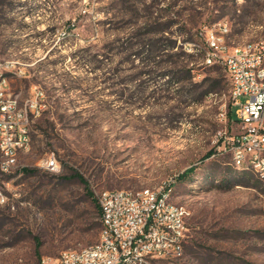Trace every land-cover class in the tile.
<instances>
[{
    "label": "rangeland",
    "instance_id": "obj_1",
    "mask_svg": "<svg viewBox=\"0 0 264 264\" xmlns=\"http://www.w3.org/2000/svg\"><path fill=\"white\" fill-rule=\"evenodd\" d=\"M226 22L231 47L264 40V0H0L12 91L22 106L42 94L29 151L0 175V264L98 241L101 219L75 172L96 200L170 184L188 241L179 260L152 264H264V183L243 179L217 142L238 132L237 107L224 67L195 53Z\"/></svg>",
    "mask_w": 264,
    "mask_h": 264
},
{
    "label": "built area",
    "instance_id": "obj_2",
    "mask_svg": "<svg viewBox=\"0 0 264 264\" xmlns=\"http://www.w3.org/2000/svg\"><path fill=\"white\" fill-rule=\"evenodd\" d=\"M226 22L224 30L207 29L204 42L207 55L204 63H221L229 80L235 84V123L238 132L220 134L217 142L228 153L235 165L258 160L264 171V42L249 46V51H230L221 42L220 33L230 32ZM9 67L0 63V153L11 157L17 146L27 147L24 130H29L33 116L41 114L42 94L35 92L28 98V106H20V98L11 88L7 76ZM246 97L244 102L241 98ZM20 109V116H13ZM219 146V147H220ZM18 165H0V175H11ZM54 170L56 160L46 162ZM166 195H172L169 185L154 189L105 190L98 194L101 222L107 225V238L77 260L57 257L43 259L42 264H152L155 260L171 262L182 258L180 248L168 245V237L188 241L187 217L176 216V206H166ZM6 197L0 196V204ZM264 241V240H263Z\"/></svg>",
    "mask_w": 264,
    "mask_h": 264
},
{
    "label": "bare ground",
    "instance_id": "obj_3",
    "mask_svg": "<svg viewBox=\"0 0 264 264\" xmlns=\"http://www.w3.org/2000/svg\"><path fill=\"white\" fill-rule=\"evenodd\" d=\"M226 23H220L218 24V30H224ZM229 35V32H221L220 33V40L221 42H225L228 44L227 37ZM262 41H249L244 44L238 45L236 47H231L229 44L230 51H249V46L255 45L256 43H261ZM206 45V44H205ZM207 55V48L205 49V56ZM214 64H220L221 63H205V65H214ZM9 66L8 64H6ZM230 97L232 100V104L234 106L235 104V84L234 81H230ZM20 106L21 103H20ZM25 106H28L25 105ZM13 116H20V109H13ZM30 124L29 122V130H24V142L27 144V147L24 149V146H17V152L14 154V157H11L8 153H0V165L2 166H10V165H16V159L19 157L20 154L26 153L29 151L31 146V135H30ZM232 165L235 169L251 172L256 175V177L264 183V171L259 169V163L258 160H251V162H242L238 165H235V160H231ZM4 186V184H3ZM151 189V188H146ZM0 196H4V192L2 187L0 186ZM166 206H173V200L172 195H166ZM176 206V216H183V212L181 208L175 204ZM107 238V225L105 222H102V228L100 232L99 239L96 243L93 245L76 249V250H65L60 253V255L63 258H69V260H77L79 257L86 256L88 254V251L91 249H94L96 246H98V243L100 241H105ZM168 245L173 246L174 248H180V253H185V245H183V240L176 238V237H168ZM44 259H50V257L44 258Z\"/></svg>",
    "mask_w": 264,
    "mask_h": 264
},
{
    "label": "trees",
    "instance_id": "obj_4",
    "mask_svg": "<svg viewBox=\"0 0 264 264\" xmlns=\"http://www.w3.org/2000/svg\"><path fill=\"white\" fill-rule=\"evenodd\" d=\"M195 47H197V45H195ZM195 51H196L195 53H196L197 56H201L202 63L205 64V63H204V59H205V45H204V48H202V50H201V48H200V49L195 48ZM218 65H219V64H214V65H211V67H215V66H218ZM191 70H193V69H191ZM191 70H187V71H186V73H187V74H186V77H187L186 79H188V77L191 76V74H190ZM162 75L164 76V75H167V74H162ZM173 79H174V78H173ZM180 80H181V78L177 79L178 82H179ZM207 92L209 93V92H211V90H210V89H207V90H206V93H207ZM228 116H229L230 119H236L235 112H233L232 109L229 110V112H228ZM213 153H214L213 151H210V152L205 156V158H208V157L212 156ZM22 170H23V172L26 173V174H30V173H32V170H31V169H28V168H22ZM194 170H195V168H190V169L186 170L183 174H181V175L179 176V180H186L190 175H192V174L194 173ZM238 171H239V170H238ZM239 175H240L241 177H243V179H248V180H251V179H252L251 172L240 171ZM72 177L78 179L82 184H84L85 189L87 190V193H88L89 197H91V198L93 199V201H94V204H95L96 210H97V212H98V214H99V217H100V219H101V215H102V214H101V208H100V205H99V203H98V200H96V199L94 198L93 193L90 191V185H89V183L87 182V180H86L81 174H79L78 172H75V173L72 175ZM101 225H102V222H101Z\"/></svg>",
    "mask_w": 264,
    "mask_h": 264
}]
</instances>
